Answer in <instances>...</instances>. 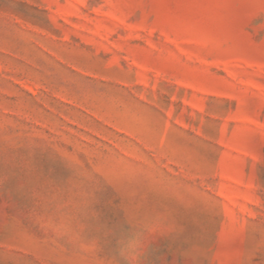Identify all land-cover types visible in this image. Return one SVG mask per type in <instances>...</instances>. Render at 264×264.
Returning <instances> with one entry per match:
<instances>
[{"label":"rangeland","instance_id":"rangeland-1","mask_svg":"<svg viewBox=\"0 0 264 264\" xmlns=\"http://www.w3.org/2000/svg\"><path fill=\"white\" fill-rule=\"evenodd\" d=\"M0 264H264V0H0Z\"/></svg>","mask_w":264,"mask_h":264}]
</instances>
